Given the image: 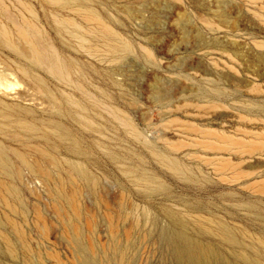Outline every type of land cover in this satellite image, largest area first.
Segmentation results:
<instances>
[{"label": "rangeland", "instance_id": "1", "mask_svg": "<svg viewBox=\"0 0 264 264\" xmlns=\"http://www.w3.org/2000/svg\"><path fill=\"white\" fill-rule=\"evenodd\" d=\"M73 3L78 4L0 0V28L10 31L11 44L30 51L15 27L33 21L41 31L37 41L46 49L53 46L70 73L62 81L50 63L52 70L46 63L34 64L0 30V156L6 165L3 171L0 166V222L11 217L22 231L21 240L7 226L0 229L14 250L7 251L0 238V264H56L57 258L64 264H120L115 247H129L128 238L122 235L109 245V225L140 224L156 234L170 226L164 205L193 219L225 220L248 244L255 237L264 240V0L78 4L97 11L118 37L83 19ZM68 95L78 105L70 104ZM24 123L35 131L25 130ZM71 142L75 152L66 150ZM15 150L32 167L41 162L50 175H35ZM69 159L97 179L96 192L67 165ZM66 224L74 233L83 231L78 236L97 253L85 252L83 262L68 242ZM89 226L96 227L95 237ZM138 235L121 264H181L156 236L151 241L144 232L127 237L133 241ZM255 252L264 261L261 251Z\"/></svg>", "mask_w": 264, "mask_h": 264}, {"label": "bare ground", "instance_id": "2", "mask_svg": "<svg viewBox=\"0 0 264 264\" xmlns=\"http://www.w3.org/2000/svg\"><path fill=\"white\" fill-rule=\"evenodd\" d=\"M21 1V0H20ZM51 1V2H64V1H67V0H48V2ZM68 1H71V2H78L79 3H85V4H88V0H68ZM21 3V2H20ZM64 4V3H62ZM76 4V3H73V10L76 11V13H80L79 15L84 16L83 19H86L88 22L91 21L90 23H94L96 24L97 26L100 25L101 28L104 29L105 32L109 33L110 35L114 36V37H118L119 34L118 32L114 29V27H112L111 25L107 24L103 19H102V16L97 12L95 11L93 8H86V9H83L81 7H79V5ZM29 5V4H28ZM78 5V6H76ZM8 6V5H7ZM4 10V9H3ZM9 11V10H8ZM29 11V10H28ZM73 11V12H74ZM11 12V11H10ZM31 12V11H30ZM6 13V12H5ZM12 13V12H11ZM10 13V14H11ZM29 13V12H28ZM32 13V12H31ZM23 14V13H22ZM34 14V13H33ZM31 14L33 17L35 15ZM16 15V14H15ZM77 15V14H76ZM53 16V15H52ZM55 16V15H54ZM12 17V15H11ZM24 17V16H23ZM32 17V18H33ZM56 17V16H55ZM22 18V17H21ZM57 19V18H56ZM62 20V18H60ZM67 19V18H65ZM70 19V18H69ZM74 19V18H73ZM10 20V19H9ZM14 20L15 19V16H14ZM21 20V19H20ZM25 20V19H24ZM32 20V19H31ZM59 20V19H58ZM64 21V20H62ZM72 21V19H71ZM86 21V22H87ZM16 22V21H15ZM69 22V21H68ZM75 22V21H74ZM14 23V22H13ZM65 23V22H64ZM71 23V22H70ZM18 24V23H17ZM16 24V32L18 33V35L20 36V38L23 40V41H26L29 45H30V51L26 52V49L25 51L21 50V48H23V44L20 43V46H22L21 48L18 47L17 45H12L11 44V36H10V31L6 28H0V30L2 29L1 32L4 33L6 39L8 41V43L13 46L16 50H18L22 55H30L28 56L32 62L34 64H41V63H46L47 64V67H50L51 69V66L52 68L57 71L59 74H60V77L62 79V81H66L68 78H69V72L67 71L66 69V65H65V61H63L64 59H62L58 52L56 51V49H54V47H49V49H46L44 48V44H40V42L37 41L36 38L37 35H36V31L39 29H37V25H35V23L32 21V22H25L24 24H19L17 25ZM37 24V23H36ZM76 24V23H75ZM77 25V24H76ZM100 26L98 28H100ZM64 27V26H63ZM86 27V26H85ZM79 28V27H78ZM88 28V27H87ZM77 29V28H75ZM84 30V28H83ZM40 31V29H39ZM85 31V30H84ZM103 31V32H104ZM12 32V31H11ZM41 32V31H40ZM39 32V33H40ZM16 33V34H17ZM88 33V32H87ZM37 34H38V31H37ZM90 34V33H89ZM44 35V34H43ZM84 35V34H83ZM100 35V34H99ZM42 36V35H41ZM86 36V35H85ZM36 37V38H35ZM40 38H38L39 40ZM44 40V38H41ZM48 39V38H47ZM46 39V41H47ZM19 40V39H18ZM40 41V40H39ZM42 41V40H41ZM49 43V41H47ZM81 42V41H80ZM42 43V42H41ZM84 43V42H83ZM108 43V42H106ZM111 43V42H110ZM22 44V45H21ZM50 44V43H49ZM53 44V43H52ZM85 44V43H84ZM113 44V43H112ZM47 45V43H46ZM51 45V44H50ZM115 45H119V44H115ZM64 47V46H63ZM25 48V47H24ZM23 48V49H24ZM125 50L128 49V45H125ZM123 48V49H124ZM21 50V51H20ZM49 50V51H48ZM90 50V49H89ZM93 51V50H92ZM94 52V51H93ZM148 52V50H147ZM64 54V53H63ZM148 54L150 55L151 53L148 52ZM17 56V55H16ZM20 58V57H19ZM2 60V59H0ZM23 60V58H22ZM26 61V60H25ZM3 62V61H2ZM28 63V62H27ZM51 66H50V64ZM67 63V62H66ZM73 63V62H71ZM45 64V65H46ZM29 65H27V68H28ZM41 66V65H40ZM46 67V66H45ZM36 69V68H35ZM47 69V68H45ZM83 69V68H82ZM19 70V69H18ZM48 70V69H47ZM52 70V69H51ZM21 72V70H19ZM54 71V72H55ZM53 73V71H51ZM19 73V72H18ZM34 73V72H33ZM50 73V74H52ZM23 74V73H22ZM27 76V75H25ZM53 76V75H52ZM58 76V75H57ZM59 77V76H58ZM27 78V77H26ZM69 81V80H68ZM31 83V82H30ZM69 83V82H67ZM40 84V83H39ZM36 85V84H35ZM81 87V86H80ZM35 88V86H34ZM82 88V87H81ZM38 89V88H37ZM85 89V88H83ZM82 89V90H83ZM39 90V89H38ZM81 90V89H80ZM89 92V91H88ZM21 95L22 93L19 92ZM18 93V94H19ZM42 93V92H41ZM66 93V92H65ZM86 93V92H85ZM21 95H18V96H21ZM49 95V94H48ZM89 95V94H88ZM16 95V98L18 97ZM92 96V95H91ZM54 97V96H53ZM35 98V97H34ZM67 98V96H66ZM53 100V99H52ZM68 100L70 102V104L72 105H78L77 102L74 100V98L70 95H68ZM56 101V100H55ZM66 102V100H65ZM92 102V101H91ZM54 103V102H53ZM67 105V104H66ZM199 105V104H198ZM213 105V104H212ZM51 106V104H50ZM79 107V106H78ZM81 109V108H80ZM70 110H73V109H70ZM74 113V112H73ZM115 113V112H113ZM120 113V112H119ZM67 114V113H66ZM78 114V113H77ZM123 114V113H122ZM79 115V114H78ZM114 115V114H113ZM75 116L76 113H75ZM127 116V115H126ZM120 117V116H119ZM118 117V118H119ZM116 118V117H115ZM70 119V118H69ZM117 119V118H116ZM3 120V119H2ZM83 120V119H82ZM88 120V119H87ZM92 121V120H91ZM126 121V120H125ZM85 122V120H84ZM93 122V121H92ZM121 122V121H120ZM94 123V122H93ZM123 123V122H122ZM14 124V123H13ZM4 125V124H2ZM17 125V124H15ZM24 127H25V130H27L28 132L30 131L31 133L35 131V126L31 123H24L23 124ZM85 125V124H84ZM121 125V124H120ZM127 125V124H126ZM131 125V124H129ZM190 125H193V124H190ZM88 126V125H87ZM92 126V125H91ZM194 126V125H193ZM197 126V125H196ZM23 127V126H22ZM124 127V126H123ZM126 127V126H125ZM128 128V127H127ZM195 128V126H194ZM9 129V128H8ZM21 129V128H20ZM133 129V128H132ZM191 129V128H190ZM24 130V129H23ZM204 130V129H203ZM202 130V131H203ZM206 130V129H205ZM21 131V130H20ZM134 131V130H133ZM206 131H209L210 130H206ZM213 131V130H212ZM211 131V132H212ZM217 133V131H215ZM6 133V132H5ZM25 133V131H24ZM212 134V133H211ZM255 134V133H254ZM16 135V134H15ZM213 135V134H212ZM218 135V134H217ZM224 135V134H223ZM226 135V133H225ZM18 136V135H17ZM203 136H206L205 134ZM209 136V135H207ZM211 136V135H210ZM228 136V135H226ZM16 137V136H15ZM232 138V136H231ZM248 138V137H247ZM62 139H64V137H62ZM68 139V138H67ZM222 139V137H221ZM229 139V138H228ZM20 140V139H19ZM22 140V139H21ZM231 140V139H229ZM228 140V141H229ZM234 140V139H233ZM237 140V139H235ZM23 141V140H22ZM225 141V140H223ZM227 141V140H226ZM243 143L245 140H242ZM64 142V141H62ZM61 142V143H62ZM213 142V141H211ZM241 142V141H240ZM240 142H235L237 144H240ZM246 144L250 143L249 146L251 145V142H247V140L245 141ZM257 142V141H256ZM263 142V141H262ZM67 143V142H66ZM72 143V142H71ZM216 143V142H215ZM242 143V142H241ZM231 144V143H230ZM233 144H234V141H233ZM231 144V146L233 145ZM264 144V142L262 143ZM61 145V144H60ZM64 145V144H63ZM219 145V144H218ZM227 144H225L223 147L225 149H227L228 147H231V146H226ZM256 145V144H255ZM58 146V145H57ZM177 146V145H176ZM216 148L217 146L214 145ZM254 146V145H253ZM31 147V146H30ZM34 147V146H33ZM227 147V148H226ZM241 147V146H239ZM255 147V146H254ZM264 147V146H263ZM262 147V148H263ZM175 148V147H174ZM178 148V147H176ZM175 148V149H176ZM180 148V147H179ZM209 148V147H208ZM221 148V147H220ZM256 148V147H255ZM253 148L255 151L256 149ZM35 149L42 153L43 155H49L48 154V151L46 152L45 150L41 149L40 147L36 146ZM76 146L72 143V144H67L66 146V150H68L69 152H75L76 150ZM217 150L219 149V146L216 148ZM246 149V148H244ZM249 149H252L251 147ZM32 150V149H31ZM63 150V148H62ZM89 150V149H88ZM247 150V149H246ZM80 151V150H79ZM243 151V149H242ZM250 151V150H248ZM258 151V150H257ZM261 151V150H260ZM15 153L18 155V157L20 159H22V162L29 168V169H33L34 170V173L35 175H39V174H43L45 176H49L50 175V171L49 169L46 170L45 168L41 167V162L40 164L37 162V165L36 167H32L30 165V161L28 162L25 158V156L20 152V151H17L15 150ZM14 153V154H15ZM39 153V154H40ZM56 153V152H55ZM66 153V151H65ZM85 153V152H83ZM16 155V156H17ZM26 155V154H25ZM55 155V154H54ZM60 155V154H59ZM65 155V154H64ZM73 155V154H72ZM77 156V154H75ZM42 155H40L41 157ZM53 156V155H51ZM70 156V155H69ZM43 157V156H42ZM28 158V157H27ZM58 158V157H57ZM64 158V157H63ZM169 158V157H168ZM218 158V157H217ZM225 157H223L222 159H224ZM31 159V158H30ZM66 159V158H65ZM227 159V158H226ZM230 159V158H229ZM46 160V159H45ZM48 160V159H47ZM53 160L54 157H53ZM86 160V159H85ZM165 160V159H164ZM214 160V159H213ZM42 161V160H41ZM51 161V159L49 160V162ZM230 161V160H229ZM229 161H224V163H228ZM21 162V161H20ZM34 162V161H33ZM36 162V161H35ZM53 162V161H52ZM67 163V165H69V167H71L75 172H77V175L79 177H81V179H84L85 180V183L87 184V186L89 188H91L92 190H94V192H96L98 189V185H97V179H95V177L93 175H91V173H89L88 171H86V169L84 168V166L81 164V162H77L75 160H72V159H69V160H66L65 161ZM233 161L229 162V164H231ZM241 162V161H240ZM56 163V162H55ZM53 162V164H55ZM218 163V162H217ZM223 163V164H224ZM225 163V164H226ZM235 163V162H234ZM233 163V164H234ZM242 163V162H241ZM45 166L47 165L46 163H44ZM51 164V163H50ZM52 164V165H53ZM166 164V163H165ZM237 165V164H235ZM239 165V164H238ZM0 166L2 167V171L5 170L6 168V165H5V162L2 160L1 156H0ZM54 166V165H53ZM56 166V164H55ZM228 167V164L225 165L223 167V169H219L220 171H223L224 168H227ZM14 167V166H13ZM52 167V166H50ZM216 167V166H215ZM220 167V166H217V168ZM234 167H237V166H232V168ZM20 168V167H19ZM47 168V167H46ZM222 168V166H221ZM56 169H57V166H56ZM69 169V168H67ZM172 169V168H170ZM233 169V170H234ZM20 170V169H19ZM23 170V169H22ZM55 170V168H54ZM243 170V168H242ZM240 170V171H242ZM21 171V170H20ZM216 171V170H215ZM217 172H219L217 170ZM246 173V172H245ZM244 174H240V175H245ZM71 174V173H70ZM181 174H184V172H181ZM2 175V174H1ZM8 175V173H7ZM73 175V174H72ZM235 176L237 174H234ZM20 176V175H19ZM75 176V175H74ZM72 176V178L74 177ZM234 176V177H235ZM4 177V176H3ZM76 177V176H75ZM75 177L73 178L75 180ZM79 177V178H80ZM146 177V176H145ZM222 177V176H221ZM236 177H239V175H237ZM48 178V177H47ZM54 178V177H53ZM77 178V177H76ZM228 178V177H227ZM226 178V179H227ZM52 179V177H51ZM55 179V178H54ZM251 179V178H250ZM10 180V179H9ZM61 181V179H59ZM70 180V178L68 179V181ZM152 180V179H151ZM53 181V180H52ZM81 181V180H80ZM237 181V180H236ZM239 181V180H238ZM11 182V181H10ZM63 181H61L62 183ZM70 182V181H69ZM146 182V181H145ZM234 182V181H233ZM60 183V184H61ZM66 183V182H65ZM252 182H250V185ZM12 184V183H11ZM80 184V183H79ZM249 184V183H248ZM15 185V184H14ZM72 185V184H70ZM82 185V184H81ZM80 185V187H81ZM85 185V184H84ZM2 186V185H1ZM61 186V185H60ZM63 186V185H62ZM244 186V185H243ZM264 187V184L262 185ZM8 187V186H7ZM69 187V186H68ZM67 187V189H68ZM78 187V186H77ZM85 187V186H84ZM246 187V186H245ZM57 189H59L57 186H56ZM66 188V187H65ZM64 188V189H65ZM75 188V187H73ZM82 188V187H81ZM4 189V188H3ZM6 189V188H5ZM62 189V187H61ZM71 189V188H70ZM261 189V188H260ZM63 190V189H62ZM76 190V189H75ZM83 190V189H82ZM260 191H264L263 190H260ZM52 192V191H51ZM77 191H75V194H76ZM53 193V192H52ZM64 193V192H63ZM81 191H78V195H80ZM17 194V193H16ZM72 193H70L71 195ZM263 194V193H262ZM10 195V194H9ZM52 196H54L52 194ZM66 196V194L64 195ZM73 199H75L74 195H72ZM77 196V195H76ZM17 197V196H16ZM55 199V198H53ZM60 199V198H59ZM66 199V198H65ZM7 200V199H6ZM20 201V200H19ZM76 201V200H74ZM80 201V199L78 200ZM63 202V201H62ZM67 202V201H65ZM8 203V202H7ZM21 203V202H20ZM54 203V202H53ZM61 203V202H60ZM76 203V202H75ZM10 204V202H9ZM62 204V203H61ZM66 204V203H65ZM55 205V203H54ZM57 205V204H56ZM55 205V206H56ZM76 205V204H75ZM80 205V204H79ZM78 205V206H79ZM10 206V205H9ZM67 206V205H66ZM58 207V205H57ZM56 207V208H57ZM77 207V206H76ZM123 208H125V215L126 217L128 216L129 212H128V209L127 207H125V202L122 206ZM11 208V207H10ZM164 209L163 212H165V215L168 217V219H170V226H167L166 228L163 229H158L157 230V233L155 234L154 230L151 231L150 230H146V229H143L141 228L140 224H132L129 228L127 229H124V228H121L120 226L118 227H115L113 225H109L110 227V238H111V243L109 245H113V244H117L120 242V240L118 239L120 236L122 235H125L127 239V244L129 245V247H127L126 249H121V247H115V253L116 255L120 258V262L123 263L125 258H127V253L131 251V249H133V246L135 245V242H137L139 239H141V235L137 237V239H135L136 237H134L135 240L131 241L129 237L127 236H130L132 234H140L142 232L145 233V239H148V241H151L153 239V237H157L161 242L162 244H165L167 247H169L172 252H173V256L175 257V259L180 262L181 264H264V261L256 256V255H253L252 252H255V249H256V252L255 253H259L261 251V253L264 255V240L260 237H255L254 240L251 244H248L244 241V238L241 237L239 234H237L235 232V230L232 228V226L227 223L225 220H217L216 218L214 217H209L208 215L207 216H196V218L193 219L192 217L190 219L189 215H186L185 212H180L178 210H176L175 208H173L172 206L170 205H164L162 206V210ZM12 210V209H11ZM187 212H189L188 210H186ZM13 212V211H12ZM60 211L58 210V213ZM67 212V211H66ZM77 212V209L75 211V213ZM86 213V212H85ZM25 214V213H24ZM24 214H22L24 216ZM63 214V213H62ZM65 214V213H64ZM78 214V213H76ZM75 214V216H77ZM36 215V214H35ZM41 215V214H40ZM60 215V214H59ZM204 215V214H203ZM69 216V215H68ZM79 216V215H78ZM41 217V216H40ZM38 217V218H40ZM61 217V216H59ZM129 217V216H128ZM64 218V217H62ZM125 218V216L123 217ZM42 219V217L40 218ZM126 219V218H125ZM15 220V219H14ZM13 219H11V217L7 218L6 222H0V229L3 227V226H7L8 228H10V231L13 232L19 239L20 238V235H22V231L20 229V227L17 225V222L16 220L14 221ZM69 220V219H68ZM73 221V220H72ZM155 221V220H154ZM169 221V220H168ZM64 222V221H63ZM70 222V220H69ZM88 222V221H87ZM111 222V221H110ZM21 228H22V225H20ZM126 226V225H125ZM66 229H70L71 230V235L68 239V242L75 248V252L76 253H79L81 254V257L83 258V262L87 260V256L85 254V252H91V253H97V249H93L92 247H88V245L86 243H84V241L82 240V238H80L78 235L80 234H83L84 236V232L81 231L78 233H74L73 231V227L72 225H68L66 224L65 225ZM89 230H90V233L94 236L95 233H96V227L94 228V230H92V227L89 226ZM128 227V226H127ZM145 227V226H144ZM126 228V227H125ZM192 228L198 233L195 234V231H191ZM23 229V228H22ZM65 229V228H64ZM76 231V230H75ZM25 232V230H24ZM26 235V233H25ZM89 235V234H88ZM95 237V236H94ZM0 238L1 240L4 241V243L6 244V247H7V251H10L11 253L14 252L13 250V243L11 242V240L8 238V236L2 232V230L0 231ZM25 238V237H24ZM125 238V237H124ZM144 239V240H145ZM22 240V239H21ZM91 240V239H90ZM26 241V240H25ZM91 243V241H90ZM134 243L132 246L131 244ZM149 243V242H148ZM19 244V243H18ZM109 245L106 247V254L109 253L111 247H109ZM164 245V246H165ZM20 246V245H19ZM24 246V245H22ZM224 246H227V248H229V253H227L228 251H226V249L224 248ZM123 248V247H122ZM262 248V249H261ZM22 248H20L21 250ZM100 249V248H99ZM105 249V248H104ZM29 250V249H28ZM27 250V251H28ZM22 252V251H21ZM23 252H25L23 250ZM30 252V251H29ZM169 252V251H168ZM27 254V253H26ZM226 255H229V256H232L231 258L227 259L226 258ZM228 257V256H227ZM56 258V257H55ZM105 260V259H104ZM112 261V260H111ZM130 261V259H129ZM32 262V261H31ZM108 262V261H107ZM94 263V262H93ZM120 263V264H121ZM56 264H64L59 258H57V263ZM84 264H88V262L84 263Z\"/></svg>", "mask_w": 264, "mask_h": 264}]
</instances>
